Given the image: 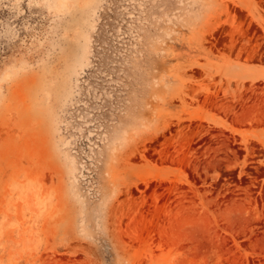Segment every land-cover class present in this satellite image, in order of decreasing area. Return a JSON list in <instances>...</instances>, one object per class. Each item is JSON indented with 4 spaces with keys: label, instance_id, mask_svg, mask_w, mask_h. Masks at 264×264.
<instances>
[{
    "label": "rangeland",
    "instance_id": "rangeland-1",
    "mask_svg": "<svg viewBox=\"0 0 264 264\" xmlns=\"http://www.w3.org/2000/svg\"><path fill=\"white\" fill-rule=\"evenodd\" d=\"M0 264H264V0H0Z\"/></svg>",
    "mask_w": 264,
    "mask_h": 264
}]
</instances>
